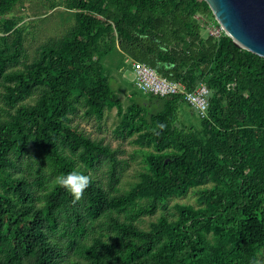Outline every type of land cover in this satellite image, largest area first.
Listing matches in <instances>:
<instances>
[{"label": "trees", "instance_id": "16d2710c", "mask_svg": "<svg viewBox=\"0 0 264 264\" xmlns=\"http://www.w3.org/2000/svg\"><path fill=\"white\" fill-rule=\"evenodd\" d=\"M20 1L0 0V264H262L264 57L207 32L205 0H67L76 24L31 59ZM114 49L205 83L207 115L134 80L125 107L100 62ZM81 107L98 122L117 108L115 134L142 155L128 189L120 150L74 123ZM73 170L90 177L76 203L56 183ZM191 190L197 204L171 205Z\"/></svg>", "mask_w": 264, "mask_h": 264}, {"label": "rangeland", "instance_id": "374dc122", "mask_svg": "<svg viewBox=\"0 0 264 264\" xmlns=\"http://www.w3.org/2000/svg\"><path fill=\"white\" fill-rule=\"evenodd\" d=\"M67 0H21L13 10V14L23 16V22L26 25L25 45L29 56H34L38 46L42 43L62 37L67 31L76 24L74 11L70 10L67 5ZM54 7V8H53ZM209 17H205L207 32L208 27L213 25ZM30 59V60H31ZM123 59L127 64H131L132 59L129 55L121 54L117 50H112L101 56L100 62L105 70V74L111 79L115 89L118 91L124 106L131 103L132 86L129 83L134 82L135 74L130 67L126 66L117 68ZM180 121L189 124L192 120L198 123L197 114L193 115L189 105L184 104L181 107ZM83 108L74 115V123L78 124L81 129L96 139H103L105 143L110 144L113 148L120 150L119 157L125 159L128 165L122 175L120 187L125 190L130 187V184L137 179V174L142 168V155L136 153L137 146L130 144L129 140H123L115 134V128L119 123L120 117L117 113V108L107 110L105 119L98 122L95 119H86L83 117ZM98 178L104 179V168L101 167L94 173ZM175 202H185L197 204V195L194 191H190L188 195L175 198L171 201V205ZM156 216H145L141 221V225L148 227L149 222L155 219ZM262 264H264V250L260 256Z\"/></svg>", "mask_w": 264, "mask_h": 264}, {"label": "water", "instance_id": "95a60500", "mask_svg": "<svg viewBox=\"0 0 264 264\" xmlns=\"http://www.w3.org/2000/svg\"><path fill=\"white\" fill-rule=\"evenodd\" d=\"M234 43L264 57V0H205Z\"/></svg>", "mask_w": 264, "mask_h": 264}, {"label": "built area", "instance_id": "2783aa9c", "mask_svg": "<svg viewBox=\"0 0 264 264\" xmlns=\"http://www.w3.org/2000/svg\"><path fill=\"white\" fill-rule=\"evenodd\" d=\"M209 33L215 37H220L224 31L219 25H210ZM225 32V31H224ZM132 69L135 74L136 86L146 93H152L160 96H169L174 94H183L187 102H189L196 112L204 117L207 115L211 91L205 83H201L193 91H188L181 82L172 81L160 76L154 68L148 64L130 59Z\"/></svg>", "mask_w": 264, "mask_h": 264}, {"label": "clouds", "instance_id": "9594fccd", "mask_svg": "<svg viewBox=\"0 0 264 264\" xmlns=\"http://www.w3.org/2000/svg\"><path fill=\"white\" fill-rule=\"evenodd\" d=\"M163 129L164 125L159 126ZM56 183L66 189L73 197V203L83 199L85 190L90 185V177L79 171H71L66 175L56 178Z\"/></svg>", "mask_w": 264, "mask_h": 264}]
</instances>
